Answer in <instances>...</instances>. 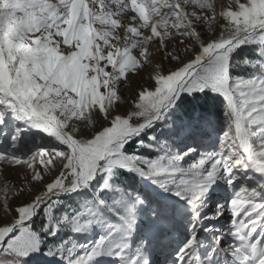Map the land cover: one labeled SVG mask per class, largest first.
I'll return each mask as SVG.
<instances>
[{"label": "snow or ice", "instance_id": "obj_1", "mask_svg": "<svg viewBox=\"0 0 264 264\" xmlns=\"http://www.w3.org/2000/svg\"><path fill=\"white\" fill-rule=\"evenodd\" d=\"M217 16L211 35L199 30ZM245 46L255 62L238 59ZM146 66L150 82H137L122 110L125 85ZM208 92L224 98L217 150L193 157L163 132L148 135L173 128L182 98ZM31 131L50 142L37 140L25 158ZM0 168V264L34 254L159 264L156 247L175 242L184 213L157 190L191 213V236L171 264H264V0H0ZM9 171L31 187L8 183ZM221 182L231 195L205 215ZM226 212L225 233L213 221ZM203 220L211 244L199 239ZM57 233L70 235L49 247Z\"/></svg>", "mask_w": 264, "mask_h": 264}, {"label": "rangeland", "instance_id": "obj_2", "mask_svg": "<svg viewBox=\"0 0 264 264\" xmlns=\"http://www.w3.org/2000/svg\"><path fill=\"white\" fill-rule=\"evenodd\" d=\"M223 2L227 4L229 0H217V3ZM219 7L217 11L219 12ZM221 18L217 16L216 21L213 23L211 30H209L208 25L200 26L199 30L208 33L211 35L212 31H215L216 28L220 25ZM173 46H175V41H173ZM156 59L162 64V68L167 70L172 68L174 65L173 63H169L168 60L163 59L161 55L157 54ZM255 62V59H252ZM243 65V64H242ZM244 66V65H243ZM246 67V66H245ZM152 71L151 66H146L144 69L141 70L135 76V79L130 81L128 84L125 85V91L122 92V101L121 106L123 108L127 107L128 104L131 103L132 96H133V89L136 88V83H144V81L150 82L149 73ZM250 72V69L247 67L245 69L238 70V74L246 75ZM141 75L143 79H141ZM147 87V84H145ZM171 121L173 122V128H164L161 126L160 129H157V133L155 135L160 136V133L163 132L164 135L160 138L163 140H167L169 144L174 147L178 151H187L188 148L196 149V152L193 153V157L198 156L200 152L203 151H213L217 150L219 147V138L222 136L224 131V123L221 125L219 129H213L209 124L206 122H196L193 123H186L180 121L176 116L171 117ZM153 135V134H150ZM25 140L22 141L21 149L19 150L18 154L24 156L26 158L27 155L31 154V151L34 150L33 144L39 140L40 144H46L50 142V138H47L44 133L38 131H31L24 134ZM27 142V143H25ZM147 151V150H146ZM3 169L0 168V172ZM30 175V173H28ZM24 172H20V181L16 180L17 172L16 171H9L7 172V176L10 178L8 179V183L10 184H17L19 183L22 187L26 189V191L31 187V185L23 182ZM5 182V176L0 174V186L3 185ZM38 194V189H37ZM157 200H167L170 204H175L178 209L183 211V215L177 216V230L175 232V242L169 241H162L156 247V252L158 254L159 264H171L172 259H174V250L176 249L177 245L184 241L191 236V232L189 229V225L191 224V213L187 211V205L184 204L183 201L179 200V198L175 197L172 193L162 192L157 190L153 193ZM231 189H226V187L220 183L219 187H215L214 190L210 193L209 200L207 201V207L204 210L205 215H212V210H214L217 202H223L226 196L230 197ZM0 215H3V212L0 211ZM232 216L230 212H226L223 217L219 219V221H213L215 227L222 228L224 232H227L228 226L231 224ZM37 227H39L40 220L37 223ZM206 226H210L207 220H203L201 225L198 226V236L202 243L204 244H211V237L204 231ZM70 233H57L56 237H48L46 240V244L51 247L53 243L59 242L60 240H67ZM51 239H54L51 242ZM85 239L82 236H77L73 243L76 240H83ZM230 239L226 237V241ZM205 249H202V251ZM26 264H62L61 261L46 257L43 255H33L29 257V260Z\"/></svg>", "mask_w": 264, "mask_h": 264}, {"label": "trees", "instance_id": "obj_3", "mask_svg": "<svg viewBox=\"0 0 264 264\" xmlns=\"http://www.w3.org/2000/svg\"><path fill=\"white\" fill-rule=\"evenodd\" d=\"M238 52V59L240 61H244L245 59H255L254 46H245L244 48L238 50ZM245 68V66L241 65L238 70ZM182 99L184 100V103L181 104V106L175 110V115H173L176 116L180 121L186 123H193L194 121H203L209 124L213 129H219L224 123V98L222 96L214 94L212 92H208L207 94L198 93L192 96H187L186 98ZM156 133L150 132L148 133V135ZM135 186L137 188H143V185L140 183L139 180H136ZM76 198L77 197L73 196V199ZM38 221L39 219L37 220V223ZM37 223L35 225L36 227L38 225ZM53 240L54 239H51V242H53Z\"/></svg>", "mask_w": 264, "mask_h": 264}, {"label": "bare ground", "instance_id": "obj_4", "mask_svg": "<svg viewBox=\"0 0 264 264\" xmlns=\"http://www.w3.org/2000/svg\"><path fill=\"white\" fill-rule=\"evenodd\" d=\"M154 66V65H153ZM153 66H151V67H153Z\"/></svg>", "mask_w": 264, "mask_h": 264}]
</instances>
